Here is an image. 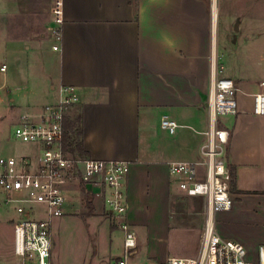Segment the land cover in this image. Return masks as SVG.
I'll use <instances>...</instances> for the list:
<instances>
[{
    "label": "crops",
    "instance_id": "crops-1",
    "mask_svg": "<svg viewBox=\"0 0 264 264\" xmlns=\"http://www.w3.org/2000/svg\"><path fill=\"white\" fill-rule=\"evenodd\" d=\"M54 1L0 0V47L31 87L18 96L27 105L21 117L59 103L62 88L74 87L79 101L66 122L80 120L84 156L129 163L126 219L138 244L131 264L199 253L206 201L182 198L169 165L199 158L216 76L239 87L238 113L219 118L230 134L235 183L233 207L217 215V231L257 260L264 246V116L253 106L264 77L232 69L212 0H63L60 41ZM164 118L177 123L173 134L162 129ZM121 233L120 255L110 264L122 258Z\"/></svg>",
    "mask_w": 264,
    "mask_h": 264
},
{
    "label": "built area",
    "instance_id": "built-area-1",
    "mask_svg": "<svg viewBox=\"0 0 264 264\" xmlns=\"http://www.w3.org/2000/svg\"><path fill=\"white\" fill-rule=\"evenodd\" d=\"M219 2L212 0L214 9ZM52 16L56 26L53 35L60 41L63 0L54 1ZM5 69L4 66L2 70ZM61 94L59 103L47 105L39 113L23 115L14 128L15 139L31 145L34 155L0 154V200L18 214V219H11L13 264H55L53 220L75 214V209L72 211L75 201L87 203V198L93 202L101 199L104 215L115 218L114 223L124 234V257L111 264H131L129 258L138 244L126 219L130 165L65 150V123L70 108L79 98L74 87L62 88ZM238 94L239 87L233 79L216 76L207 103L209 128L199 158L169 165L184 197L206 201L199 253L193 258H169L157 264H264V246L258 248L257 260H251L243 244L223 239L217 231V215L230 211L234 204L233 174L227 160L230 134L219 127V118L238 113ZM253 113L264 116V93L254 96ZM161 127L173 134L178 125L164 118Z\"/></svg>",
    "mask_w": 264,
    "mask_h": 264
},
{
    "label": "rangeland",
    "instance_id": "rangeland-1",
    "mask_svg": "<svg viewBox=\"0 0 264 264\" xmlns=\"http://www.w3.org/2000/svg\"><path fill=\"white\" fill-rule=\"evenodd\" d=\"M31 27H34L32 22ZM218 27L220 42L225 40L232 69L235 72L242 70L244 75L264 77V38L258 40L261 36L264 37V0H220ZM236 27L238 31L235 30ZM1 28L0 33L3 32ZM18 60L23 62L24 57L21 56ZM3 65H6L7 70L0 71V154L34 155L31 145L23 144L13 135L14 128L27 107L26 103L20 102L18 96L30 94L31 87L25 78L18 79L24 73L19 69L16 71L15 57L2 53L0 47V68ZM43 100L47 104L44 98ZM98 200L93 202L92 215H88L86 200L84 203L75 201L76 206L72 208V211L75 209V214L53 220V260L56 264H110V258L120 255L121 228L114 223L115 218L104 215L102 202ZM11 219H18V214L0 200V264L15 260L14 226ZM132 258H129L130 262Z\"/></svg>",
    "mask_w": 264,
    "mask_h": 264
},
{
    "label": "trees",
    "instance_id": "trees-1",
    "mask_svg": "<svg viewBox=\"0 0 264 264\" xmlns=\"http://www.w3.org/2000/svg\"><path fill=\"white\" fill-rule=\"evenodd\" d=\"M82 127L79 119L74 121H68L65 123V150H69L80 156L86 155L83 150L82 144ZM234 177L232 182V189L234 188ZM86 207H88V215H92L94 212V204L91 198H88Z\"/></svg>",
    "mask_w": 264,
    "mask_h": 264
},
{
    "label": "bare ground",
    "instance_id": "bare-ground-1",
    "mask_svg": "<svg viewBox=\"0 0 264 264\" xmlns=\"http://www.w3.org/2000/svg\"><path fill=\"white\" fill-rule=\"evenodd\" d=\"M217 17H218L217 9H214V19H215V21L217 20Z\"/></svg>",
    "mask_w": 264,
    "mask_h": 264
},
{
    "label": "water",
    "instance_id": "water-1",
    "mask_svg": "<svg viewBox=\"0 0 264 264\" xmlns=\"http://www.w3.org/2000/svg\"><path fill=\"white\" fill-rule=\"evenodd\" d=\"M235 30L238 31V27H236Z\"/></svg>",
    "mask_w": 264,
    "mask_h": 264
}]
</instances>
